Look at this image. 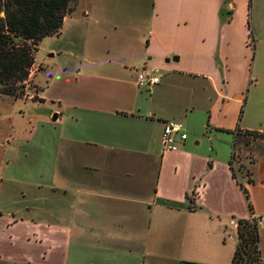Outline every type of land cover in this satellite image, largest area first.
Here are the masks:
<instances>
[{
    "label": "crops",
    "instance_id": "obj_1",
    "mask_svg": "<svg viewBox=\"0 0 264 264\" xmlns=\"http://www.w3.org/2000/svg\"><path fill=\"white\" fill-rule=\"evenodd\" d=\"M129 1L127 7L122 0H97L79 18L76 10L64 18L73 28L86 23L78 45L83 54L70 49L60 70L66 74L61 94L47 96L54 79L49 73L46 89L35 85L28 96L56 105L52 121L61 122L56 136H46L54 160L44 201L53 220L0 210L6 226L19 220L47 227L51 244L28 262L4 261L145 264L149 235L156 229L175 244V264H231L235 221L254 215L264 264V137L244 134H264V89L257 88L264 78V47L257 66L254 62L255 47L264 41V0L258 2L251 48L247 0L243 23L235 21L238 0H152L148 13L139 0ZM95 41L114 58L97 60ZM37 68L39 73L42 67ZM143 68L163 75L139 88L137 71ZM244 106L252 117L234 126ZM198 109L208 112L209 127L239 139L237 155L219 158L213 145L200 152L188 137L177 150L163 151L164 122ZM232 158L233 166L251 173L253 181L243 182L248 199L232 176ZM154 208L163 215L152 214ZM56 232L66 238L61 244Z\"/></svg>",
    "mask_w": 264,
    "mask_h": 264
},
{
    "label": "rangeland",
    "instance_id": "obj_2",
    "mask_svg": "<svg viewBox=\"0 0 264 264\" xmlns=\"http://www.w3.org/2000/svg\"><path fill=\"white\" fill-rule=\"evenodd\" d=\"M139 1L142 3L141 6L144 5L145 12L148 13L152 0ZM94 2L96 5L97 0H77L74 9L76 10V17L79 18L78 15H81L86 8L90 9ZM258 2L259 0H247V12H245L243 0L236 2L235 21L239 20L243 23V13L247 14L246 21L250 27L247 28L246 24L248 34H250L247 44L249 48L253 47L254 42L252 41L258 33ZM120 5L128 7L130 1L122 0ZM84 25L86 23L73 28L67 22L65 25L62 24L57 34L44 37L39 42L34 51V65L30 67L33 70L30 73L29 69L28 80L25 82V86L29 87V94L27 89L23 97L17 99L0 94V210L4 212H17L26 218L35 217L36 220H53L44 201L49 196L47 184L52 180L54 160V152L51 151L52 145H50L52 142L47 144L46 136H56L55 128H60L61 122L52 121V115L56 112L54 110L56 105H52L50 101L29 99L28 96L36 92L35 85L46 87L49 73L54 74V79L48 85L47 96L62 93V85H65L62 79L66 77V74L62 75L60 70L68 62L66 60L69 57L70 49L77 54L80 52L81 47L78 45L85 35L86 28ZM92 35L86 38H91ZM90 41L92 40L90 39ZM93 44L98 49L97 60L114 58L103 48L102 41H95ZM260 47H264V41H260L255 47V66H257ZM81 53L83 54V51ZM51 54L53 55L51 56ZM82 54L78 55L82 56ZM263 61L264 56H260V62ZM40 66L42 70L36 73L40 69L37 67ZM255 71H257L256 67ZM152 74H156L155 76L159 80L160 76L163 75L157 71ZM262 79V82L257 86L259 89H264V78L262 77ZM31 83L34 84L32 88ZM39 89L37 87L38 91ZM245 111L246 106L243 107L240 115L238 113L239 116L236 117L237 121L234 126L238 124L239 127L242 120L252 117L249 111L248 114ZM208 118L209 114L206 110L198 109L192 112L190 117L178 120L183 121L188 144L192 143V147L200 152H206L213 145L219 158L230 159L233 152L237 155L240 150L239 139L234 137L233 132L209 127ZM5 137H10L9 141L5 142ZM196 141L198 144H195ZM239 166L237 173H239ZM162 212L161 208H154L152 214L155 216L163 215ZM6 223L0 220V258H2L0 264H21L19 261H4L7 260L4 258L9 257L21 258L28 262L33 258L32 255L38 257L39 252L43 249L46 250L51 244L50 237L46 235L47 227L34 226L19 220L12 222L10 226H6ZM35 230L37 234L32 233ZM164 235L163 232H158L156 229L151 230L148 240L151 254L149 253V256L145 258V264H175V244L170 239L166 242L168 238H165ZM54 238L60 244L66 239L61 232H56Z\"/></svg>",
    "mask_w": 264,
    "mask_h": 264
},
{
    "label": "trees",
    "instance_id": "obj_3",
    "mask_svg": "<svg viewBox=\"0 0 264 264\" xmlns=\"http://www.w3.org/2000/svg\"><path fill=\"white\" fill-rule=\"evenodd\" d=\"M76 2L77 0H0V94L15 99L23 97L29 69L34 64V51L39 42L60 31L64 18L74 11ZM244 132L255 138L264 137V134L256 131ZM233 158L229 161L232 176L248 199L243 182L253 181L251 173L244 170L241 164L240 174L237 173ZM248 206L252 212L250 203ZM235 222L237 241L231 264H262L259 219L239 218Z\"/></svg>",
    "mask_w": 264,
    "mask_h": 264
},
{
    "label": "built area",
    "instance_id": "obj_4",
    "mask_svg": "<svg viewBox=\"0 0 264 264\" xmlns=\"http://www.w3.org/2000/svg\"><path fill=\"white\" fill-rule=\"evenodd\" d=\"M33 70V69H32ZM30 69V73L32 72ZM37 70V69H36ZM159 81L157 76L151 75L144 68L137 71L136 84L139 88H145ZM187 138L184 124L181 121L170 119L166 120L161 133L163 151H175L178 149V142ZM236 171L237 167L234 165ZM250 218H257L251 215Z\"/></svg>",
    "mask_w": 264,
    "mask_h": 264
},
{
    "label": "water",
    "instance_id": "obj_5",
    "mask_svg": "<svg viewBox=\"0 0 264 264\" xmlns=\"http://www.w3.org/2000/svg\"><path fill=\"white\" fill-rule=\"evenodd\" d=\"M172 59L173 60H178V57L175 55V56L172 57ZM165 61L168 62L169 61V58H166ZM56 118H57V115L54 114L53 117H52V120H56Z\"/></svg>",
    "mask_w": 264,
    "mask_h": 264
}]
</instances>
